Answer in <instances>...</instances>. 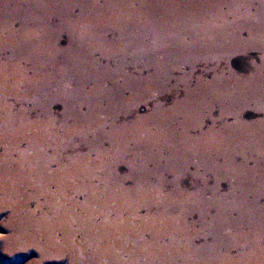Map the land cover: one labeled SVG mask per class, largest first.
Instances as JSON below:
<instances>
[{"label":"bare ground","instance_id":"1","mask_svg":"<svg viewBox=\"0 0 264 264\" xmlns=\"http://www.w3.org/2000/svg\"><path fill=\"white\" fill-rule=\"evenodd\" d=\"M220 1L0 0L2 245L264 264V0L199 22ZM254 49L260 67L227 68Z\"/></svg>","mask_w":264,"mask_h":264},{"label":"rangeland","instance_id":"2","mask_svg":"<svg viewBox=\"0 0 264 264\" xmlns=\"http://www.w3.org/2000/svg\"><path fill=\"white\" fill-rule=\"evenodd\" d=\"M237 2L239 5L242 4L240 1H237ZM225 4L227 5V2H225L224 0L220 1L219 5H218V12H217V13H219L218 17L212 18L209 16V15H213V14H217V13H213V12H209V14L204 13L203 14L204 16H202V18L201 17L199 18V22H201V21H204V23L206 22L205 24H207L206 26L208 28L213 27L215 24L218 25V24H220V22H221V25L223 23H224L223 25H225V23H227L228 21L226 20V22H225V19H223L224 15L225 14H231V12H233V10L230 11V9H231L230 7L228 9H224L223 7H221V5L225 6ZM222 9H224V10H222ZM232 15H234V14L232 13ZM217 20H223V21L218 22ZM199 22H198V24H200ZM249 23H251V18H249L247 24H249ZM189 26L193 27L195 29L194 25L191 24ZM201 28L205 29V26L202 25ZM196 30L197 31L199 30L198 27ZM183 38H184V36L183 37L178 36L177 40H181L180 42H185L186 39H183ZM185 38H187V37H185ZM259 58L261 59L262 55L259 53V51L254 49V51H250V52L234 53V54L230 55L228 58H223V60L226 62L227 68L229 70H231L232 72H234L238 76L244 77L251 72V70H252L251 64L252 63L255 64L254 66L260 67V65H259L260 59ZM198 62L199 61H197V63ZM201 62L202 61H200V63ZM204 63L205 62H202L201 64H204ZM203 67H205V65ZM238 76H236V77H238ZM253 108L254 107H248V108L242 109V114H243V118L245 121H253V120L261 119V114L259 112H257L256 109H253ZM146 112L147 111H146L145 107H142L140 109V113L142 115L146 114ZM53 167L54 166H52L51 169ZM124 170L125 169H123V172H125ZM10 214L11 213L7 212V211L0 214V264H69L66 259H60L61 260L60 261V260H56V259L49 258V257L41 258V256L36 251V249H34L31 246V242H29L30 244H23V245L18 246V248H20V249H17L14 244H12L14 247L12 245H10V246H7L6 244L2 245L3 240H5V238L9 235V230L6 226V222L9 218ZM1 246H2V248H1ZM42 254H44V253H42ZM77 259L79 260L78 261L79 264H88L85 255H83L80 258L77 257Z\"/></svg>","mask_w":264,"mask_h":264}]
</instances>
